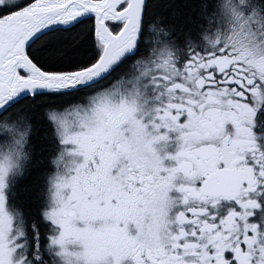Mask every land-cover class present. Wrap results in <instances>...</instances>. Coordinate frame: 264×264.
I'll return each mask as SVG.
<instances>
[{"label": "snow or ice", "instance_id": "snow-or-ice-1", "mask_svg": "<svg viewBox=\"0 0 264 264\" xmlns=\"http://www.w3.org/2000/svg\"><path fill=\"white\" fill-rule=\"evenodd\" d=\"M0 264H264V0H0Z\"/></svg>", "mask_w": 264, "mask_h": 264}, {"label": "trees", "instance_id": "trees-1", "mask_svg": "<svg viewBox=\"0 0 264 264\" xmlns=\"http://www.w3.org/2000/svg\"><path fill=\"white\" fill-rule=\"evenodd\" d=\"M44 134V128L40 127L37 130V139L38 143H41V146L46 150L43 152V156L41 159V163L38 169H34L30 172V174L25 175L21 178L19 184V198L18 203H21L23 206L27 208V210L35 215L36 209L38 206V193L43 184L42 172L48 167V154L51 149L47 147V145L43 144L39 138H41Z\"/></svg>", "mask_w": 264, "mask_h": 264}, {"label": "flooded vegetation", "instance_id": "flooded-vegetation-1", "mask_svg": "<svg viewBox=\"0 0 264 264\" xmlns=\"http://www.w3.org/2000/svg\"><path fill=\"white\" fill-rule=\"evenodd\" d=\"M155 147H157L158 151H161V155H164L165 152H166L167 154H174V151H175L174 146L164 147L163 145H157V146H155ZM161 149H162V150H161ZM169 163H171V162H169V161H167V160L165 161V164H166V165H168Z\"/></svg>", "mask_w": 264, "mask_h": 264}]
</instances>
